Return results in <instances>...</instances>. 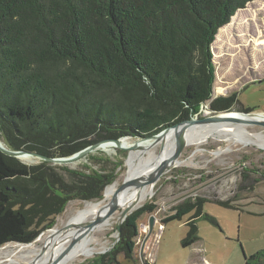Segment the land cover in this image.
<instances>
[{"label":"trees","instance_id":"obj_1","mask_svg":"<svg viewBox=\"0 0 264 264\" xmlns=\"http://www.w3.org/2000/svg\"><path fill=\"white\" fill-rule=\"evenodd\" d=\"M251 1L0 0V141L67 157L108 138L150 137L201 116L204 107L251 111L237 93L213 95L211 51L218 30ZM86 159L90 164L76 170L28 165L0 151V246L32 242L69 201L102 197L114 168H93L108 159L92 153ZM248 172L264 180V162L243 168L242 179ZM208 199H184L162 219L188 216L183 247L198 240V219L215 223L203 211ZM210 200L239 209L234 199ZM154 208L146 203L128 214L113 248L81 264H119L118 254L133 261L139 219ZM243 264H264V249Z\"/></svg>","mask_w":264,"mask_h":264},{"label":"rangeland","instance_id":"obj_2","mask_svg":"<svg viewBox=\"0 0 264 264\" xmlns=\"http://www.w3.org/2000/svg\"><path fill=\"white\" fill-rule=\"evenodd\" d=\"M211 51L215 65L213 95L227 96L237 93L239 102L245 108L264 112V81L260 82L264 78V0L251 1L244 8L237 10L230 21L218 30ZM218 87L222 89L219 92ZM205 111L212 113L204 107L202 112ZM245 129L251 134L264 133V127L258 125H247ZM261 147L241 145L231 139L224 140L223 137L218 136H207L200 143L185 146L174 165L162 173L152 189V195H148L149 197L147 196V199L140 204L150 203L155 208L139 219V236L136 239L134 260L118 254L117 262L119 264H243V252L246 256H250L264 249V180L254 182L253 179L257 175L252 172H248V177L245 179L241 177L243 168L262 167L264 147ZM160 148L159 142L153 149L155 154L159 153ZM90 153L95 157L108 159L92 166L108 172L114 168L116 178L112 183L118 188L126 173L125 158L128 150L96 148ZM23 162L31 165L39 161L32 157L31 161ZM88 164L90 161L82 159L67 166L70 169L83 170L84 165ZM249 184H252L251 188L247 187ZM195 196L209 198L203 205V211L212 216L215 223H211L205 217L198 219L196 221L198 240L190 246L183 247L181 239L187 231L185 221L188 216L163 224L162 219L171 213L175 205ZM251 197L262 201L261 213L252 209L222 207L210 200L234 199L233 203L241 205ZM85 202L69 201L64 210L55 217V223L51 228L65 225L68 218L84 206ZM150 215L154 216L151 229ZM120 222L121 217H117L110 229L98 233L104 244H98L92 255L83 257L76 255L74 256L76 258H68L61 263L81 264L87 259L110 251L118 240L119 233L116 227ZM46 232L47 230L41 232L42 237ZM36 239L30 243L41 249L46 238ZM0 247L11 252L8 257L5 255L0 257V264L30 262V255L24 244L7 243ZM55 262L60 263L58 260H54Z\"/></svg>","mask_w":264,"mask_h":264},{"label":"bare ground","instance_id":"obj_3","mask_svg":"<svg viewBox=\"0 0 264 264\" xmlns=\"http://www.w3.org/2000/svg\"><path fill=\"white\" fill-rule=\"evenodd\" d=\"M260 115L264 118V114ZM247 118L251 117L247 116ZM245 126L247 125L244 123L193 124L185 128L171 129L166 135L159 136L157 139L123 138L117 142L95 145L93 150L96 148L106 150L127 149L128 155L125 158L127 169L124 178L133 174H141L142 178L117 192L116 203L119 208L110 213L106 212L108 204L118 188L115 183L107 185L99 200L86 201L84 206L68 218L66 222L72 224V226L68 228L53 227L47 230L43 237L41 235L36 239L43 240L46 238L42 253H40L41 249L33 246V243L24 244L30 255V261H32V264H57V262L54 263V260H58L60 262L58 264H62L61 262L68 258H76L74 257L76 255H81L80 257L92 255L98 244H104L101 242L103 240L98 237V233L110 229L117 217H121L127 207L143 202L152 193V188L148 186L151 172L159 163H162V172L167 171L174 165L183 148L187 145L200 143L207 136H218L223 137L224 140L231 139L241 145L264 147V133L251 134L246 131ZM162 141L164 142L162 149L155 154L154 147ZM21 159L29 162L32 157L23 156ZM96 216H100V218ZM77 237L78 239L72 248L65 251L66 247ZM4 250V247H0V257L2 255L8 257L11 254V252Z\"/></svg>","mask_w":264,"mask_h":264},{"label":"water","instance_id":"obj_4","mask_svg":"<svg viewBox=\"0 0 264 264\" xmlns=\"http://www.w3.org/2000/svg\"><path fill=\"white\" fill-rule=\"evenodd\" d=\"M260 114H264V112L263 111H254V110H251V111L226 110V111H221V112H212V113L207 112L206 113V111H205V112H203V114L201 116H193L190 119L175 123V124L165 128V129H163L162 131L150 136V137H141L140 138V137H132V136H122L119 138H108V139L100 140L96 143H93V144L87 146L86 148L74 153L71 156H67V157H48V156L38 154L35 152H29V151H24V150H13V149L6 147L1 141H0V151L6 155L15 157L21 161H22L21 157L31 156V157L37 158L38 161H47V162H50L51 164H54V165H68L71 163L78 162L82 159H86V156L93 150L95 145H97L99 143L117 142L118 140L123 139V138H133V139H137V140L157 139L159 136L166 135L168 133V131H170L171 129H178L180 127L185 128V127L191 126L193 124H211V123H221V124H224V123L225 124L241 123V124H243L244 123L246 125H258V126L264 127V118ZM247 116L251 117V118H247ZM160 144H161V148H160V150H161L163 145H164V142L162 141ZM119 149H123V148H119ZM162 173H163L162 172V163H159L156 166V168L154 169V171L151 172V175H150V178L148 181V186H150L153 189L154 185L156 184V182L158 181V179L160 178ZM141 178H142L141 174H133L130 177L124 178L123 181L121 182V184L119 185L118 189L114 193L110 203L108 204V208H107L106 212L110 213V212H114V211L118 210L119 205H117V203H116L117 192L119 190H121L122 188H124L125 186H128L130 184L138 182ZM151 195L152 194H150L149 196H151ZM140 204L127 207L125 209V212L121 216V221L128 214L133 212L135 209L143 206L145 203L143 205H140ZM96 217L100 218V216H96ZM153 223H154V216L150 215V217H149V228L150 229L152 228ZM119 224L120 223L117 224V229L119 228ZM70 226H72V224L66 223L61 228H68ZM49 229H51V228H48L46 230H49ZM40 235H41V233L37 237H39ZM77 239H78V237L70 245H68L66 247L65 251L70 250L72 248V246L76 243ZM19 244H27V243H19ZM43 250H44V245H42L40 253H42ZM245 257H246V254L243 252V258H245ZM28 264H32V261H30Z\"/></svg>","mask_w":264,"mask_h":264},{"label":"crops","instance_id":"obj_5","mask_svg":"<svg viewBox=\"0 0 264 264\" xmlns=\"http://www.w3.org/2000/svg\"><path fill=\"white\" fill-rule=\"evenodd\" d=\"M262 201L259 199V200H255L253 197L251 198H247L246 201H244V203H242L241 205H237L240 208H242L243 210L245 209H252V210H255L257 213H261L262 212V208L261 207V204ZM264 211V210H263ZM245 253V252H244ZM244 261V258L242 259V262Z\"/></svg>","mask_w":264,"mask_h":264}]
</instances>
